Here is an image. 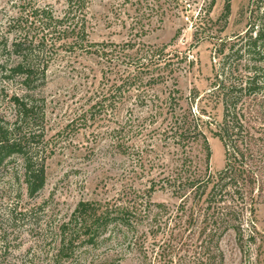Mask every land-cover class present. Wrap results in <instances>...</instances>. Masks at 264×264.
Here are the masks:
<instances>
[{"label":"trees","instance_id":"16d2710c","mask_svg":"<svg viewBox=\"0 0 264 264\" xmlns=\"http://www.w3.org/2000/svg\"><path fill=\"white\" fill-rule=\"evenodd\" d=\"M18 1L20 9L9 19L8 35L0 42L1 52L16 58L13 63L8 58L0 61V79L16 82L21 92L5 96L13 115L10 120L0 117V171H5L12 159H20L21 172L16 170L12 179L24 185L29 198H35L45 187L46 160L51 152L44 100L37 99L33 92L46 84L49 60L55 56L52 51L79 46L86 55L108 64L112 78L99 93L88 96V107L78 115L82 119L114 115L124 104L126 92L144 82L151 86L170 79L175 86L171 62L179 55L176 52L170 56L167 45L137 47L127 42L119 47L91 42L86 15L89 0H65L62 16H56L47 7L33 5L30 0ZM247 1L244 31L207 39L213 44L207 92L192 90L183 109L180 99L171 94L166 101L168 110L164 114L168 124L162 136L174 151L158 184L160 190L176 196L177 208L173 211L152 202L150 194L157 186L152 182L146 195H136L114 212L97 216L92 209L83 214L85 232L90 238L111 217L123 229V244L134 247L144 264H224L222 238L232 232L242 247L246 230L249 235L255 232L257 206L264 204V0ZM231 2L225 0L224 13L217 22H222L223 29L231 13ZM152 7L159 8L156 2ZM190 9L188 4L183 6L185 12ZM145 14L142 12L138 20L144 19ZM10 35H14L11 40ZM55 36L62 37L61 42L54 41ZM202 36L193 34L194 46ZM184 60L185 57L177 62ZM120 63L127 69L122 71ZM131 67L134 69L129 70ZM173 92L179 93L176 89ZM136 99V106L147 108L151 119L164 111L154 99L141 93ZM136 129L141 132L139 127ZM154 130L156 127L147 134ZM132 132L133 127L126 121L111 129L112 136L117 138L115 148L132 159L133 168L145 170L153 165L150 153H154V148L128 145ZM207 134L216 138L224 151V166L215 173L208 167L211 152ZM197 145L203 152L202 158L192 155ZM6 211L8 226L0 222L2 244L8 242L7 229L12 230L31 214L18 203L7 206ZM150 240L152 244L148 243Z\"/></svg>","mask_w":264,"mask_h":264},{"label":"rangeland","instance_id":"374dc122","mask_svg":"<svg viewBox=\"0 0 264 264\" xmlns=\"http://www.w3.org/2000/svg\"><path fill=\"white\" fill-rule=\"evenodd\" d=\"M152 1L89 0L87 33L93 43H111L119 47L127 42L137 47L167 45L170 56L177 52L178 59L186 58L184 62H177L176 58L171 62L176 85L170 79L151 86L144 82L126 92L124 104L114 115L78 118L89 105L88 96L91 93L94 96L108 85L112 74L106 61L86 55L79 46L52 51L55 56L49 60L46 84L33 92L45 104V129L51 152L46 160V184L35 198H29L24 185L12 179L16 170L21 169L20 159H12L8 168L0 171V222L3 226H8L6 208L12 203L31 211L24 221L12 230L7 229L8 242L2 244L0 239V264H144L134 247L123 244L119 222L109 217L106 225L93 228L95 236L92 239L85 232L83 214L92 209L97 216L102 212H114L136 195H146L152 182L157 185L150 194L152 202L162 203L173 211L177 208L176 196L160 190L161 184H158L163 177L160 173L169 165L174 151L162 136L168 124L164 114L168 110L166 101L171 94L180 99L183 109L187 107L192 90L207 92L213 63V44L207 39L230 37L244 31L248 1L232 0L224 29L222 22H217L224 13L225 0H213L211 6V0ZM30 2L51 9L56 16H62L66 10L65 0ZM154 2L159 8L152 7ZM186 3L191 9L185 12ZM19 9L18 0H0V42L8 35L9 19L15 17ZM142 12L146 14L139 21ZM195 32L203 34L196 46L193 42ZM176 33L179 34L174 39ZM13 38L14 35L9 36L10 40ZM60 39V36L53 38L57 43ZM1 51L0 61L7 58L10 63L16 61L15 57ZM120 69L124 71L127 67L120 63ZM18 89L16 82L5 83L0 79V117L11 119L13 113L5 96ZM175 89L178 94L173 92ZM140 93L147 99H154L158 107L164 109L160 116L151 119L147 108L136 106ZM217 113L221 114V110ZM125 121L133 127L128 145L134 144L137 148L152 145L154 148V153H150L153 165L145 170L133 168L132 159L115 148L117 138L112 136L111 129ZM136 127L141 132H137ZM153 127L156 130L147 134ZM206 137L211 152L208 167L215 173L224 166V151L216 138L210 134ZM192 153L195 157H203L199 145L194 146ZM204 169L202 164L201 171ZM148 243L152 244L153 240ZM220 249L224 264H264V204L257 206L255 232L249 235L246 230L242 247L234 233L229 232L222 238Z\"/></svg>","mask_w":264,"mask_h":264}]
</instances>
